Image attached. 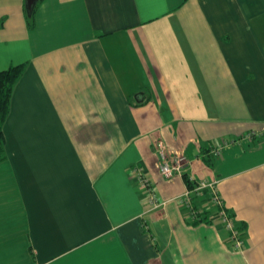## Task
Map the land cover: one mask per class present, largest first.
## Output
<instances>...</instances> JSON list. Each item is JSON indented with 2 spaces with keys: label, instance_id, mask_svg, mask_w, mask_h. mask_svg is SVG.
Here are the masks:
<instances>
[{
  "label": "crops",
  "instance_id": "1",
  "mask_svg": "<svg viewBox=\"0 0 264 264\" xmlns=\"http://www.w3.org/2000/svg\"><path fill=\"white\" fill-rule=\"evenodd\" d=\"M32 10L29 28L25 0H0V71L24 66L3 125L0 264H264V0ZM159 142L185 158L170 179Z\"/></svg>",
  "mask_w": 264,
  "mask_h": 264
},
{
  "label": "built area",
  "instance_id": "2",
  "mask_svg": "<svg viewBox=\"0 0 264 264\" xmlns=\"http://www.w3.org/2000/svg\"><path fill=\"white\" fill-rule=\"evenodd\" d=\"M157 149L160 155L158 162V171L163 178L170 179L173 177L174 172L179 173L181 171L180 169L185 162V158L184 156L180 155H167L163 152V148L160 142L157 143ZM133 171L136 175V179L139 183V186L148 195L147 201L149 207L155 208L159 206V203L157 202L156 197L152 191L148 178H146L145 175L142 174V172L138 169H134ZM200 185L204 186L203 183H201ZM212 201L219 209L218 216L221 219V222L224 224L225 228L230 232V238L234 241L233 246L235 248H240L241 242L240 240H238V233L234 228L233 220L227 215L226 211L223 209L222 204L215 192L212 193Z\"/></svg>",
  "mask_w": 264,
  "mask_h": 264
},
{
  "label": "trees",
  "instance_id": "3",
  "mask_svg": "<svg viewBox=\"0 0 264 264\" xmlns=\"http://www.w3.org/2000/svg\"><path fill=\"white\" fill-rule=\"evenodd\" d=\"M33 9V8H32ZM26 21L29 28L33 27V10L26 12ZM23 64L10 66L0 71V163L4 160V135L3 125L9 111V102L13 87L23 71Z\"/></svg>",
  "mask_w": 264,
  "mask_h": 264
},
{
  "label": "water",
  "instance_id": "4",
  "mask_svg": "<svg viewBox=\"0 0 264 264\" xmlns=\"http://www.w3.org/2000/svg\"><path fill=\"white\" fill-rule=\"evenodd\" d=\"M36 0H25V8L28 13L31 12Z\"/></svg>",
  "mask_w": 264,
  "mask_h": 264
}]
</instances>
